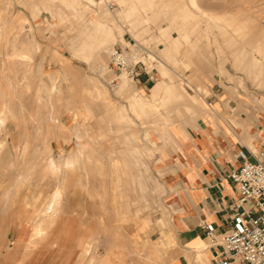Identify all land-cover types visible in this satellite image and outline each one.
<instances>
[{
  "label": "rangeland",
  "instance_id": "1",
  "mask_svg": "<svg viewBox=\"0 0 264 264\" xmlns=\"http://www.w3.org/2000/svg\"><path fill=\"white\" fill-rule=\"evenodd\" d=\"M63 1L0 0V22H4L0 24V109L9 105L15 112L0 110V264H76L81 239L91 240V255L111 252L115 260L119 245L130 246L141 264L144 249L151 252L149 264L191 255L178 246L172 226L167 181L173 175L176 149L164 135L163 116L171 114L172 124L192 134L194 120L169 99L156 98L161 112L154 116L148 111L140 119L132 104L140 97L153 102L150 90L161 82L186 96H195L200 88L199 96L218 106L223 126L240 127L236 116L260 111L264 100V0H128L126 4L109 0L114 8L107 3L103 8L120 22L110 49L94 55L82 49L87 41L83 31L96 35L91 18L100 8L76 3L81 11ZM239 26L244 34L236 31ZM30 29L38 49L25 70L13 46L20 51L27 48ZM114 46L140 58L139 81L122 74L117 87L109 84L114 77L108 68ZM5 75L13 83L8 85ZM121 81L130 92L120 91ZM52 83L57 88L48 92ZM98 90L107 100L98 96ZM52 106L55 119L47 120L45 111ZM59 135L68 138L62 142ZM79 147L83 153L78 164L60 165L54 172L48 169L44 151L60 160L75 156ZM57 190L62 191L61 198L54 201ZM52 203L59 225L56 222L49 233L61 244L39 245L25 259L24 246L9 252L11 242L24 241L32 224L51 211ZM165 242L169 246L164 251Z\"/></svg>",
  "mask_w": 264,
  "mask_h": 264
},
{
  "label": "crops",
  "instance_id": "2",
  "mask_svg": "<svg viewBox=\"0 0 264 264\" xmlns=\"http://www.w3.org/2000/svg\"><path fill=\"white\" fill-rule=\"evenodd\" d=\"M262 103L260 111L236 116L240 127L223 126L220 122L225 119L215 114L213 121L200 118L202 123H199L198 119H193L195 134L185 136V129L180 125L170 129L176 163L167 181V200L171 206L175 240L186 252H194L208 244L207 236L199 227L202 220L218 226L231 221L234 213L231 205L238 193L228 174L264 151V100ZM162 159L164 161L166 156ZM207 254L211 264L208 250ZM188 256L173 255L165 263L193 264Z\"/></svg>",
  "mask_w": 264,
  "mask_h": 264
},
{
  "label": "bare ground",
  "instance_id": "3",
  "mask_svg": "<svg viewBox=\"0 0 264 264\" xmlns=\"http://www.w3.org/2000/svg\"><path fill=\"white\" fill-rule=\"evenodd\" d=\"M71 4H75L76 7H78L76 5L77 4H84L85 5H88V4H92V5H96L100 8V12L98 15H95L93 18H91V21L94 23H92L93 26H95V29L97 31L96 35L95 36H92L89 35L88 31L84 30L83 32L86 34V37H87V41L83 43L82 45V49H84L83 51L86 52V54H99L101 53V51H105L107 50L110 46H112L113 44V41H114V33H113V30L114 28L118 27V22H120L118 16H114V17H111V15L109 14V12H107L106 10H104L103 6L106 5L104 3H106L107 0H99V2H96L95 0H69ZM67 1V2H69ZM120 2H122L123 4H126L128 0H119ZM152 1V0H151ZM192 2H195V0H191ZM52 3H57L59 2L60 4H63L64 1L63 0H49V3L51 4ZM69 3V4H70ZM153 3V2H152ZM198 3V2H197ZM29 4V3H27ZM47 4V3H46ZM68 5V4H67ZM129 5V4H128ZM198 5V4H197ZM30 6V4H29ZM83 6V5H82ZM125 6V5H124ZM196 6V5H195ZM52 7V6H51ZM75 7V9H76ZM88 7V6H86ZM96 7V8H98ZM79 8V7H78ZM129 9H131V5H129L128 7ZM47 9V8H46ZM74 9V10H75ZM80 9V8H79ZM89 9V8H88ZM107 9V8H106ZM201 9V8H200ZM77 10V9H76ZM81 10V9H80ZM85 10V9H84ZM97 10V9H96ZM94 10V11H96ZM79 11V10H78ZM77 11V12H78ZM83 11V10H81ZM80 11V12H81ZM130 11V10H129ZM98 12V10H97ZM127 12V11H125ZM131 12H133L131 10ZM96 13V12H95ZM93 13V14H95ZM121 15H124L120 14V19L122 18ZM208 15V14H207ZM206 16V15H205ZM212 17H215V16H212ZM0 18H1V11H0ZM210 19V18H209ZM215 19V18H213ZM4 22H0V24H2ZM87 25H90L87 23ZM120 27V26H119ZM30 28V27H29ZM93 27L91 26V28L89 27V29H92ZM243 28H241L239 26V28L237 27L236 31L237 32H240L242 31ZM30 34H31V37L25 42V45H27V48H25L24 50H18L16 49L14 46V55H18L19 58L17 59V61L23 65L27 70L28 68H30V64H31V58H32V55H33V51L34 49L37 50L38 49V45L37 43L35 42V37L32 32V30L30 29ZM225 33V32H224ZM241 33L244 34V32L242 31ZM184 38L186 37V35L183 36ZM243 38V36H242ZM116 40V39H115ZM243 41V39H242ZM30 45V46H29ZM231 45V44H230ZM235 47V46H234ZM231 48V47H230ZM233 48V47H232ZM238 48H241V47H238ZM81 49V50H82ZM110 49V48H109ZM246 51V50H244ZM92 57V56H91ZM253 60L255 61V59L253 58ZM10 72V71H9ZM5 79L6 81H9L8 82V85L13 83L12 81H10V77L8 75H5ZM54 77H55V74L54 73H51L49 74V78L53 81L54 80ZM26 78V77H25ZM125 78V77H124ZM122 83V81H121ZM120 91L121 92H125L127 89L129 90L130 92V88L127 86V84L125 82H123L120 86ZM15 88V86H14ZM56 84L55 83H52V87L51 88H48V92H50L51 90H54L56 89ZM1 89V87H0ZM165 91L166 95L161 97L162 96V93L161 91ZM151 97L154 99L153 102H147L146 101V97H140V98H135L134 99V103L132 104V108H133V111L136 115L141 116L143 113H147L148 111L154 113V116L156 115V113H160V108H159V105L158 104H155L154 101L156 98L158 99H162L165 100V99H169V101H174V104L175 105H180V107L183 108V111L184 113L186 112L188 114V116L190 115L192 117V119H200V118H204V119H209V121H213V117L216 115H218V108H215L214 106H211L210 104H208L207 102H205L200 96L199 94H201V90L200 88H197V94L195 96H186L184 94V92L181 90H177V88H171V87H168L166 86V84L164 83H159L158 85H156L155 87L151 88ZM210 91V90H209ZM208 91V92H209ZM137 92V91H136ZM135 92V93H136ZM230 92V91H229ZM107 93V92H106ZM134 93V94H135ZM98 96H103L106 100H107V97L106 95L104 94L103 91L101 90H98L97 92ZM128 94V93H127ZM138 94V92H137ZM39 95V93L37 94ZM42 96V95H41ZM39 97V96H38ZM38 99V98H37ZM41 100V99H39ZM247 101V100H246ZM139 107V109H138ZM224 107V106H223ZM164 108V107H162ZM1 110V109H0ZM43 110V109H42ZM171 110V109H169ZM2 112H4L3 114L9 112V113H15L14 112V109L12 107H10L9 105H6L5 107H2ZM20 111V110H19ZM121 111V110H120ZM168 111V110H167ZM1 113V112H0ZM54 113V108L53 106L46 110L45 111V115H46V118H48L47 120H53L55 119L54 115H52ZM122 114V116L125 115V113L123 112H120ZM165 113V112H164ZM19 114V113H18ZM56 114V113H55ZM14 115V114H13ZM37 115V114H36ZM158 116H161L159 114H157ZM170 115L169 114V117L168 116H163V119L165 120L164 122V126L166 128V134L164 133V135H168L169 138H171V131L170 129L173 127V126H176L177 124H172V122L175 120V119H170ZM183 115V114H182ZM172 116V115H171ZM147 117V116H146ZM162 117V116H161ZM173 117V116H172ZM171 117V118H172ZM7 118V117H6ZM37 118V117H36ZM39 118V117H38ZM123 118V117H122ZM217 118V116H216ZM140 119V117H139ZM147 119V118H146ZM182 119V117L180 118ZM186 119V118H185ZM57 120V119H56ZM3 121V120H2ZM177 121V120H176ZM57 122V121H56ZM55 122V123H56ZM238 122V121H237ZM58 123V122H57ZM158 123V120H156L155 124ZM153 125V123H152ZM161 125V124H160ZM65 126V125H64ZM179 126V125H177ZM41 127V126H40ZM43 127V126H42ZM44 128V127H43ZM58 128V127H57ZM155 129L156 126H154ZM25 129V128H23ZM38 129V127H37ZM45 129V128H44ZM66 129V128H65ZM150 130V129H148ZM67 132V131H66ZM77 132V131H76ZM75 132V133H76ZM27 133V132H26ZM64 133V131H63ZM69 133V131L67 132ZM58 134V133H57ZM57 134H55L56 136H58ZM60 135H62L61 133H59ZM183 134L185 136H187L188 132L186 130H183ZM45 135V133H44ZM59 135V139L62 141V142H65L67 140L66 135L64 136H60ZM78 135V134H77ZM147 135L150 136V133L147 132ZM68 136V135H67ZM70 136V135H69ZM74 138V137H73ZM157 139V138H156ZM51 140V139H50ZM158 140V139H157ZM25 141V140H24ZM45 142V140H44ZM153 144H155V141H153ZM26 143V142H25ZM51 144V143H50ZM80 144V143H79ZM27 145V144H26ZM48 145V144H47ZM28 147V146H27ZM82 147V145H81ZM79 147V152L75 153V156H62L60 158V160L56 159L55 156H53L52 152L50 150H46L44 151V154H45V163L48 167V169L52 172H54L56 169L59 168L60 165H64V167L66 168H71L73 167L75 164H78L80 162V157H81V154L83 153L82 152V148ZM156 149H158V147L156 146ZM52 150V149H51ZM164 151V150H163ZM1 156V154H0ZM2 157V156H1ZM43 157V156H42ZM104 157V156H103ZM163 155L160 159V161H163ZM102 159V158H101ZM108 159V158H107ZM1 160V159H0ZM111 160V159H110ZM104 162V160H102ZM33 162H36V161H33ZM32 162V164H33ZM1 164V163H0ZM36 164V163H35ZM41 164V163H40ZM31 165V164H30ZM32 167V166H31ZM159 167V166H158ZM34 168V167H33ZM1 170V169H0ZM48 171V170H47ZM56 174V173H55ZM99 184V183H98ZM62 190V189H61ZM6 191V190H5ZM61 193L62 191L60 190H57L55 195H54V201L58 200L59 198H61ZM53 198V196H52ZM38 200V199H36ZM12 204V203H11ZM39 205V204H38ZM41 205V204H40ZM54 205L55 203H52L51 205H49L48 208H51V211L47 214H45L43 217L41 216L40 219L38 220H34L33 224H32V229L30 230V232H26L27 233V238L24 240V241H21L20 238H18V240H13L11 242V245H9L10 249L8 248L7 250L9 252H11V250L13 249H18L19 247L21 248L22 246H24V258L26 256H28V254L34 250L35 248H37L39 245H48V243H52V244H56V243H59L60 242V239H53L51 240V233H49V229L54 226V224L57 222V219L58 218V211L54 209ZM36 206V205H35ZM36 208V207H35ZM37 208L39 209V206H37ZM64 208V207H63ZM47 209V208H46ZM45 209H43V212H44ZM19 211V210H18ZM35 212V211H34ZM41 212V211H40ZM22 213V212H21ZM35 214V213H34ZM22 215V214H21ZM18 217V216H17ZM22 216H19V219L18 221L21 223L22 222V219L20 218ZM36 218V217H35ZM60 221V220H58ZM19 223V224H20ZM61 223V222H60ZM56 225H59L58 222L56 223ZM20 227V226H19ZM59 228V227H57ZM64 228V227H63ZM54 229V228H53ZM52 230V229H51ZM57 230V229H56ZM55 231V229H54ZM64 230H61V232H63ZM60 232V233H61ZM65 232V231H64ZM53 233V232H52ZM56 233V231H55ZM59 233V234H60ZM122 233V232H121ZM51 235V236H50ZM58 236V235H57ZM60 237V236H59ZM118 238V237H117ZM62 241V240H61ZM65 241V240H64ZM61 244V242H60ZM91 240H84V239H81L79 240V242L77 243V245L80 247L79 249V254L77 256L78 259V263H82L81 261L84 259V258H88V261H87V264H141L138 262V260H135L136 256L135 255V252L133 249H131L130 246H124V245H119L121 251L118 252V253H114V255L116 256L117 260L114 259V256L112 255L113 253L109 252L107 253L106 255H103V256H97V255H91ZM169 244V242H165L164 243V247L162 249H165L169 246L167 245ZM163 245V244H162ZM5 246V245H4ZM49 246V245H48ZM65 246V245H64ZM117 246V245H116ZM160 246V245H159ZM41 247V246H39ZM207 245L199 248V249H196L194 252H191L192 254L189 255V259H191L194 263H201V264H210L209 262V257H208V254H207ZM51 248V247H50ZM173 248V246H172ZM23 249V248H22ZM61 249V248H60ZM171 249V247H170ZM55 250V249H54ZM150 251H148L147 249H144V253L142 254L145 258V261L142 263V264H149V262L152 260L151 257H150V254H149ZM98 253V252H97ZM151 253V252H150ZM73 256V253H70L68 255V258H67V262H69V260L72 258ZM129 257L131 259V263H129L126 258ZM77 258V257H76ZM129 259V260H130ZM22 260V259H21ZM76 260V259H74ZM19 262V261H18ZM76 262V264H78ZM152 263V262H150ZM19 264V263H18ZM21 264V263H20ZM75 264V263H74ZM85 264V263H83Z\"/></svg>",
  "mask_w": 264,
  "mask_h": 264
},
{
  "label": "built area",
  "instance_id": "4",
  "mask_svg": "<svg viewBox=\"0 0 264 264\" xmlns=\"http://www.w3.org/2000/svg\"><path fill=\"white\" fill-rule=\"evenodd\" d=\"M106 3L114 8L112 1ZM141 64L124 47L114 46L108 62L114 77L109 84L117 87L122 74L139 81ZM228 177L238 193L231 205V221L221 226L205 219L199 223L208 238L211 264H264V151L231 170Z\"/></svg>",
  "mask_w": 264,
  "mask_h": 264
}]
</instances>
